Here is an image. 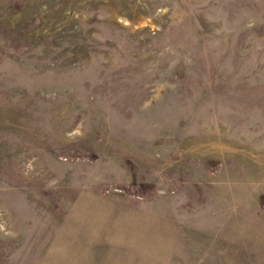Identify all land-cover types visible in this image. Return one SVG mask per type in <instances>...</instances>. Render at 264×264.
Returning <instances> with one entry per match:
<instances>
[{
    "label": "rangeland",
    "instance_id": "374dc122",
    "mask_svg": "<svg viewBox=\"0 0 264 264\" xmlns=\"http://www.w3.org/2000/svg\"><path fill=\"white\" fill-rule=\"evenodd\" d=\"M0 264H264V0H0Z\"/></svg>",
    "mask_w": 264,
    "mask_h": 264
}]
</instances>
